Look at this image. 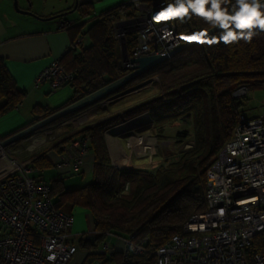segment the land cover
Instances as JSON below:
<instances>
[{"label":"trees","instance_id":"1","mask_svg":"<svg viewBox=\"0 0 264 264\" xmlns=\"http://www.w3.org/2000/svg\"><path fill=\"white\" fill-rule=\"evenodd\" d=\"M166 1L175 5V0ZM235 4L236 0H228L221 7L227 8L228 13L232 14ZM208 7L210 5H206V9ZM77 9L83 17L89 15L88 3L78 4ZM261 11L264 12V9ZM134 14V8L129 3L122 4L102 12L84 31L83 24L71 28L72 47L61 57V63L68 72L74 74V82L70 84L73 95L58 108L36 105L32 121L11 133L0 135V140L125 75L118 65L119 53L114 28L117 22L133 17ZM172 19L182 42L215 26L191 10L183 18L172 16ZM250 30L257 33L250 42L240 40L231 45L223 42L216 45L196 42L130 80L110 96L45 125L72 119L136 82L155 76L159 78L161 95L120 116L76 132L78 136L88 137L95 160L92 179L88 183L67 189L64 178L49 182L51 197L58 209L81 206L92 215L96 239L92 243L85 239L86 234L80 237L77 247L86 251L80 264H155V257L150 253L136 255L130 252L126 258L121 250L112 248L105 251L100 245L108 236L117 235L132 239L147 249L158 247L174 234L180 233L192 215L205 209L207 170L216 160L223 144L231 138L239 115L242 114L236 92L243 87L264 86V31ZM83 32L88 37V44L76 47L75 40ZM221 32L219 29L207 38L219 37ZM135 44V33L127 34L126 46L129 52ZM25 95L26 92L18 87L9 72L6 59L0 57V116L17 108ZM146 112L147 116L144 114L139 118L151 119L160 132L159 136L163 135L166 125L179 120L191 122L192 146L181 152L176 160L167 159V164L155 170L112 165L103 132L121 121ZM45 126L31 135L43 131ZM176 135L182 141L188 137V131H177ZM71 137L51 148L61 154ZM17 143L18 140L9 146ZM54 164L47 152L36 154L31 162L33 167L41 170L51 168ZM76 174L82 175V172ZM263 251L264 230L253 237L247 251L248 258Z\"/></svg>","mask_w":264,"mask_h":264},{"label":"built area","instance_id":"2","mask_svg":"<svg viewBox=\"0 0 264 264\" xmlns=\"http://www.w3.org/2000/svg\"><path fill=\"white\" fill-rule=\"evenodd\" d=\"M128 3L134 8V16L115 25L118 65L125 73L131 70L130 58L168 54L182 43L172 17H161L169 5L166 0ZM73 24L64 16L59 28ZM129 33H135L136 44L127 50L125 58ZM84 40L79 36L76 47L80 48ZM74 78L58 57L36 76L35 85L48 83L54 90L70 85ZM65 149L55 162L56 168L83 172L91 152L88 137L80 136ZM14 153L9 145L0 146V264H69L78 250L69 230L73 216L55 206L50 183L35 175L39 169L19 161ZM127 157L130 161L131 155ZM263 230L264 115L248 117L242 113L231 138L207 170L205 209L192 215L182 231L164 244L147 249L125 238L122 252L126 258L130 252L150 253L155 264H264V251L254 253L251 259L247 254L253 237ZM102 249L108 251L112 246L104 242Z\"/></svg>","mask_w":264,"mask_h":264},{"label":"crops","instance_id":"3","mask_svg":"<svg viewBox=\"0 0 264 264\" xmlns=\"http://www.w3.org/2000/svg\"><path fill=\"white\" fill-rule=\"evenodd\" d=\"M129 1L130 0H78V4H89V15L83 17L78 9L73 13L64 15L74 21L72 27L64 29L59 28L60 20L64 16L56 19L44 18L67 12L74 8L76 0H19V7L30 13H21L17 11L14 8L13 0H0V57L6 59V66L14 77L18 87L26 92L24 100L17 108L0 116V135L11 133L32 121L35 118L33 108L36 105L58 108L71 98L73 95V88L71 85H63L54 90L50 88L48 83H42L36 86V76L49 65L53 58L62 57L72 47L73 34L70 31L71 28L83 24L84 31L102 12L122 4H128ZM79 36L87 35L83 32L79 34L78 37ZM88 41L87 39L84 40L83 44H88ZM119 52L118 45V53ZM99 105L100 103L80 113L72 122H79L81 117L96 113L94 110L98 109ZM138 120L139 117H137L133 123L135 124ZM90 125H92V123L86 122V124H83L77 131ZM125 128V125H120L112 129L113 134H109V132L106 133L108 135L107 140L110 143L113 142L116 138V134L119 131L125 130ZM135 136L136 135L132 136V139H130L133 140ZM59 154L60 153L51 152L48 156L56 162L59 158ZM46 171L50 173V178L48 180H45L44 177ZM85 171L91 170L87 169L84 170V172ZM35 175L46 182H50V180L59 177L64 178L65 187L67 189L78 188L89 182L83 179L74 180V178L70 176L78 174L60 171L56 168L55 164L51 168L45 170L39 169ZM63 211L73 216V223L69 230L71 234L74 235L72 238L74 244H78L82 235L88 233L94 234V221L87 208L73 207ZM108 238L110 239L108 243L111 244L113 249L115 248L123 251L124 237L110 235ZM108 238L106 239L107 241ZM106 240L104 242H106ZM104 242H102V244ZM102 244L100 247H102ZM70 261L69 264H74L73 260Z\"/></svg>","mask_w":264,"mask_h":264},{"label":"rangeland","instance_id":"4","mask_svg":"<svg viewBox=\"0 0 264 264\" xmlns=\"http://www.w3.org/2000/svg\"><path fill=\"white\" fill-rule=\"evenodd\" d=\"M116 29L117 26H115L114 31H116ZM84 39L88 40V37L84 36ZM118 45L119 44L117 43V46ZM161 93L162 89L159 78L157 76L150 77L146 80L136 82L127 89L109 97L103 104L100 102L99 108L94 110L96 113L87 114L86 116L81 117L79 122H72V120L80 114L74 116L72 119L59 121L57 124L45 126L43 131H39L36 134H30L29 136L21 138L18 140L17 144L9 147L15 151L13 157L21 162L31 164L33 156L41 152H47V154L56 152L51 147L56 143L72 136L70 142L63 147V151H66V147H70L74 141L80 138V136L76 135V132L78 128L82 127V125L86 124V122L95 125L110 118L120 116L134 107L161 95ZM246 93V96L242 97L245 92H236V95L239 97V101L241 102V112L248 117L264 115V86L247 88ZM144 114L142 115L147 116L146 114L148 113ZM142 115H137L135 118L131 117L121 121L107 128L103 132V137L112 165H115L116 167L127 166L155 170L158 167L167 164V159L169 161L176 160L181 152L192 146L193 124L191 122L185 123L179 120L171 123L170 125H166L163 135L159 136L160 132L158 133V129L153 125L151 119L148 120L147 118H144L143 120L139 118L138 122L135 124L133 123L137 117H141ZM120 124L125 125V130L119 131L116 134V138L110 143L107 140L108 135L106 133L109 132V134H113L112 129H114L116 126H120ZM185 129L188 131V137L183 138V140L181 139L182 141H179L180 138L176 135V132ZM47 131L51 132L46 134ZM145 133L149 134L148 141L154 145L156 144L155 149H152L149 144L143 149L137 140L135 141L134 139L131 141L132 136H137V134L142 135ZM129 155H131L130 161L127 157ZM93 158L94 156L91 151L87 155V164L84 170L90 168L91 159ZM82 173V175L78 174L74 176L72 175L70 177L74 178V180L83 179L84 181H90L92 178L91 171H83ZM44 177L45 180L50 178L49 171L45 172ZM76 207L82 208L81 206ZM109 241L110 239L108 238V241L106 240V242ZM84 255L85 250L78 248L71 260H73L74 264L80 263Z\"/></svg>","mask_w":264,"mask_h":264},{"label":"clouds","instance_id":"5","mask_svg":"<svg viewBox=\"0 0 264 264\" xmlns=\"http://www.w3.org/2000/svg\"><path fill=\"white\" fill-rule=\"evenodd\" d=\"M227 2L228 0H175V5H167V10L161 14V17L180 16L183 18L189 10L193 14L203 17L222 30L220 36L207 38V33L201 32L189 39L208 45H216L221 42L231 45L240 40L250 42L257 34L250 29L255 27L264 30V12L261 11L264 9V3L262 0H236L232 14L228 13L227 8L221 7ZM206 5H210V7L206 9ZM245 29L249 30L244 31Z\"/></svg>","mask_w":264,"mask_h":264},{"label":"water","instance_id":"6","mask_svg":"<svg viewBox=\"0 0 264 264\" xmlns=\"http://www.w3.org/2000/svg\"><path fill=\"white\" fill-rule=\"evenodd\" d=\"M262 3H264V0H262ZM13 5L14 8L21 12V13H30L29 11L26 10H22L19 7V0H13ZM78 6V0H76V4L74 6V8L68 10L67 12H63L54 16H51L49 18H44V19H56L59 17H62L68 13H73ZM220 28L218 26H214L204 32L207 33V36L213 34L214 32L218 31ZM258 31H264V30H260L259 28H252ZM196 40H188L187 42H182L178 47H176L175 49H173L172 51H170L168 54H158V55H149V56H143V57H133L130 58V62L132 63L131 66V70L129 72H127L125 75L121 76L120 78L106 84L105 86H103L102 88L86 95L85 97L61 108L60 110L56 111L55 113L51 114L48 117H45L41 120H38L37 122L25 127L24 129L14 133L13 135L9 136L8 138L2 140L0 142V146H8L11 143L24 138L26 136H29L31 133H33L34 131H36L37 129L45 126L46 124L54 121L55 119L62 117L64 115H67L69 113L81 110L107 96H110L112 93L116 92L118 89H120L122 86H124L126 83H128L130 80L136 78L137 76L141 75L142 73L148 71L149 69L155 67L157 64H159L160 62H162L165 59H168L170 57H172L173 55L179 53L180 51H182L183 49L193 45L194 43H196ZM124 53H125V58H128L127 55V47L125 45L124 48ZM240 90H242L243 92H246L247 89L245 87L241 88ZM86 240H90L92 243L95 242V234H86L85 236Z\"/></svg>","mask_w":264,"mask_h":264},{"label":"bare ground","instance_id":"7","mask_svg":"<svg viewBox=\"0 0 264 264\" xmlns=\"http://www.w3.org/2000/svg\"><path fill=\"white\" fill-rule=\"evenodd\" d=\"M148 135V133H145L143 135L136 136L134 139L135 141L137 140L139 144H141V148L143 149L146 148L148 144L152 147V149H155V146L152 143L148 142Z\"/></svg>","mask_w":264,"mask_h":264}]
</instances>
